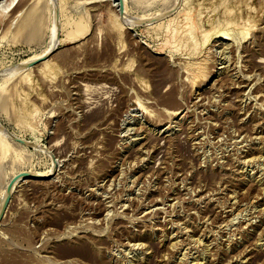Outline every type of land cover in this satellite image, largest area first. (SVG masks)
Wrapping results in <instances>:
<instances>
[{
  "label": "rangeland",
  "instance_id": "374dc122",
  "mask_svg": "<svg viewBox=\"0 0 264 264\" xmlns=\"http://www.w3.org/2000/svg\"><path fill=\"white\" fill-rule=\"evenodd\" d=\"M169 1L0 0V264H264V0Z\"/></svg>",
  "mask_w": 264,
  "mask_h": 264
},
{
  "label": "bare ground",
  "instance_id": "6f19581e",
  "mask_svg": "<svg viewBox=\"0 0 264 264\" xmlns=\"http://www.w3.org/2000/svg\"><path fill=\"white\" fill-rule=\"evenodd\" d=\"M14 0H10V3L11 2H13ZM190 0H182V3H181V5L180 6H178L179 5V3L177 4V0H170L165 6H164V8L162 9V11H164V10H166V9H174V8H176L173 12H172V16H171V21L172 22H174L173 23V26H172V28H171V31H175L176 30V28H177V22H176V20L179 18V17H182V16H184V18L186 19V20H188V28H189V31H188V35L186 36V42L188 41V42H190V40H197L198 38L196 37V36H194V37H190V34H195V31H192L191 29H193V28H195V29H197L198 27V25L196 24V22L194 23L193 22V18L191 17V11H189V12H187L186 14H185V12H186V4L189 2ZM9 5V4H8ZM117 7V6H116ZM185 14V15H184ZM82 18V17H81ZM123 18V17H122ZM123 20H124V18H123ZM124 21H126V23L128 24H133V22L131 21V20H128V19H126L125 18V20ZM236 21H235V19H231V20H226L225 21V27H223V26H221V24L219 23V24H216V25H213V26H211V28H210V30L209 31H207L208 32V34L210 35V36H208V38L209 37H211V38H213V39H216V41H218V40H226V39H228L230 36H233L232 34H230V32H228V30H229V28H228V30H225L226 29V27H227V25H228V27H231L232 25H233V23H235ZM82 23V19H79L78 20V22H77V24L79 25V24H81ZM118 23V22H117ZM135 23V22H134ZM119 24H121V23H119ZM82 25V24H81ZM118 25V24H117ZM129 25V26H130ZM197 25V26H196ZM119 26V25H118ZM79 27V26H78ZM119 27H122L121 25L119 26ZM127 28H129V27H127ZM121 29V28H120ZM159 29H160V27H158V29H157V31H159ZM204 30H202V29H198V32H200V33H204L203 32ZM227 31V32H226ZM210 32V33H209ZM202 34H200V35H202ZM207 35V34H206ZM227 36H229V37H227ZM127 37H129V36H127ZM203 38V37H202ZM231 38H233V37H230L229 39H231ZM234 39V38H233ZM207 41V37H206V40L204 41V42H206ZM215 41V42H216ZM191 44H195V42L194 43H191ZM222 45H224L223 43H222ZM51 47H52V45H51ZM51 47L49 48V49H46L45 51L43 50V52H40V53H38V54H35V55H33V56H31V57H29V59H27V60H25L24 61V63L26 62V61H32V59H37L36 57H42V56H44L45 55V53H47L49 50H51ZM197 47H193V50H195ZM156 53V52H155ZM47 55V54H46ZM45 55V56H46ZM262 63V64H264V60H258V63ZM28 64V63H27ZM52 64L50 63V61L48 60V59H45V60H43L39 65H38V67L40 68V69H47V68H49L50 66H51ZM46 67V68H45ZM19 68V67H18ZM30 69L31 68H27V70H28V72L30 71ZM33 69V68H32ZM26 70V71H27ZM43 70V71H44ZM28 72H24L22 75H24L23 77L26 79V80H29L30 78V76H29V74H28ZM28 128V127H27ZM30 128H32V127H29V129ZM28 130V129H27ZM29 134L31 135V139H30V143H32V144H35L36 143V141H37V137L35 136V134H34V131L31 129L30 131H29ZM29 171V170H28ZM31 173H33L34 175H43V176H48V175H50V172H51V168L50 169H48V170H44V171H30ZM26 174V173H25ZM13 185V184H12ZM12 187V186H11ZM2 191V189L0 190V192Z\"/></svg>",
  "mask_w": 264,
  "mask_h": 264
},
{
  "label": "water",
  "instance_id": "95a60500",
  "mask_svg": "<svg viewBox=\"0 0 264 264\" xmlns=\"http://www.w3.org/2000/svg\"><path fill=\"white\" fill-rule=\"evenodd\" d=\"M119 2V7L121 8L120 10V13H123V3H122V0H118ZM165 15V14H164ZM43 59H37L35 61H33L32 63L28 64V66H34L36 65L37 63L41 62ZM15 141H17L18 143L20 144H23V145H30L29 142L23 140V139H18V138H14ZM19 177H22L21 179H25V178H36V179H39V178H43V177H46V176H43V175H34V174H21V175H13L9 180L8 182L6 183L5 185V189H4V196L0 202V208H2L4 206V203H5V198L7 196V193L9 191V187L17 180V178Z\"/></svg>",
  "mask_w": 264,
  "mask_h": 264
}]
</instances>
